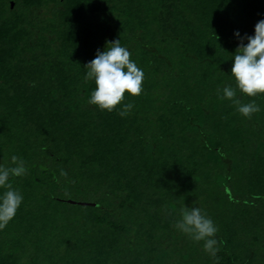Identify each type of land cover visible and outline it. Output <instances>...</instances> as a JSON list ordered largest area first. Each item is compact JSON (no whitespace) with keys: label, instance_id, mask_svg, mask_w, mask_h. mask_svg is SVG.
<instances>
[{"label":"trees","instance_id":"trees-1","mask_svg":"<svg viewBox=\"0 0 264 264\" xmlns=\"http://www.w3.org/2000/svg\"><path fill=\"white\" fill-rule=\"evenodd\" d=\"M262 19L264 0H0V166L27 170L0 264H264V96L237 90L251 119L221 98ZM117 39L144 73L126 117L84 80ZM185 207L216 259L175 228Z\"/></svg>","mask_w":264,"mask_h":264},{"label":"clouds","instance_id":"clouds-1","mask_svg":"<svg viewBox=\"0 0 264 264\" xmlns=\"http://www.w3.org/2000/svg\"><path fill=\"white\" fill-rule=\"evenodd\" d=\"M235 36L240 40L231 67V76L236 87H225L221 98L233 101L238 105V112L251 119L253 114L260 111L259 106L255 100L241 104L236 96L237 90L247 97L264 96V19L256 23L254 35L245 34L241 37L236 32ZM244 40H247L246 44ZM85 68V82L94 81L95 85L88 103L109 113L119 109L121 117L129 115L134 105L124 103L125 97H138L143 93L144 73L132 60L130 51L121 46L120 40L106 42L105 50H98L95 58ZM11 164L14 166H0V188L5 189L0 196V230L14 219L23 201L22 195L9 181L10 177L26 175L25 162L13 155ZM61 175L66 173L62 172ZM174 226L193 241L203 242L204 252L214 259L217 258L223 242L215 239L218 228L201 208L185 207Z\"/></svg>","mask_w":264,"mask_h":264}]
</instances>
